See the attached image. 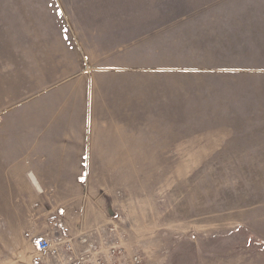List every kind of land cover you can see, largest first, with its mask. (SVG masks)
<instances>
[{
  "label": "rangeland",
  "instance_id": "1",
  "mask_svg": "<svg viewBox=\"0 0 264 264\" xmlns=\"http://www.w3.org/2000/svg\"><path fill=\"white\" fill-rule=\"evenodd\" d=\"M8 133L74 143L106 256L264 264V0H0Z\"/></svg>",
  "mask_w": 264,
  "mask_h": 264
},
{
  "label": "crops",
  "instance_id": "2",
  "mask_svg": "<svg viewBox=\"0 0 264 264\" xmlns=\"http://www.w3.org/2000/svg\"><path fill=\"white\" fill-rule=\"evenodd\" d=\"M58 136L8 133L0 137V147L7 152L0 160V188L3 187L2 202L8 205L4 210L7 221L0 228V234L17 237L10 238L15 239L13 243L4 244L10 264H36L38 261L79 264L84 258L80 252L90 248V244L82 242L85 237L93 245L86 255L91 263L95 264L97 257L106 252L102 237L105 214L99 213L95 218L83 208L82 205L87 203L84 196L78 200L67 196V189L83 188L85 183L68 178L66 169L70 156L76 155L73 150L78 149L74 148V143ZM78 139L81 138H73ZM25 151L31 153L23 154ZM93 234L98 237L93 238ZM40 238H48L53 243L47 255L38 250ZM69 240L73 241V250L67 248ZM72 258L78 259L77 262Z\"/></svg>",
  "mask_w": 264,
  "mask_h": 264
},
{
  "label": "built area",
  "instance_id": "3",
  "mask_svg": "<svg viewBox=\"0 0 264 264\" xmlns=\"http://www.w3.org/2000/svg\"><path fill=\"white\" fill-rule=\"evenodd\" d=\"M110 230H114V229L111 228ZM82 242L84 244H90V248L80 252V254L82 253L81 256H83L84 258L82 259L79 258L80 259L79 264H93L86 257V255L89 254L90 249L93 248V245L88 241V238L86 237L82 239ZM37 247L38 250L41 253H43V255H47L51 251L53 247V243L48 238H40L37 240ZM67 248L69 250L74 249V244L72 240L67 241ZM71 260L76 261L78 259L72 258ZM141 263H142L141 256L132 255L131 257H128L127 254L125 255V251L123 252L115 247H112L109 250L107 256L104 254L102 256H98L95 261V264H141ZM36 264H44V262L38 261ZM70 264H74V262Z\"/></svg>",
  "mask_w": 264,
  "mask_h": 264
},
{
  "label": "bare ground",
  "instance_id": "4",
  "mask_svg": "<svg viewBox=\"0 0 264 264\" xmlns=\"http://www.w3.org/2000/svg\"><path fill=\"white\" fill-rule=\"evenodd\" d=\"M34 178V177H33Z\"/></svg>",
  "mask_w": 264,
  "mask_h": 264
}]
</instances>
